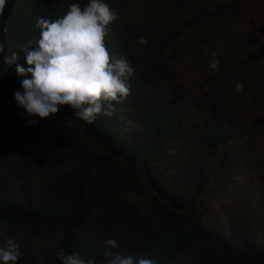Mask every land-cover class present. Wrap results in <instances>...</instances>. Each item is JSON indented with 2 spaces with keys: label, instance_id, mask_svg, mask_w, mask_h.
<instances>
[{
  "label": "trees",
  "instance_id": "16d2710c",
  "mask_svg": "<svg viewBox=\"0 0 264 264\" xmlns=\"http://www.w3.org/2000/svg\"><path fill=\"white\" fill-rule=\"evenodd\" d=\"M77 2L82 8L87 3L7 0L0 15V39L9 44L4 55L17 51L18 63L27 66L22 49L34 46L39 36L37 16L55 19ZM109 5L119 19L107 26L105 44L135 69L130 95L115 104L112 116L98 115L92 124L61 106L55 115L63 122L44 133L48 140L35 139L37 146L29 150L39 181L26 190L24 203L0 179V229L9 237L24 232L33 238L54 229L61 236L43 252L22 248L18 264H61L54 255L61 247L105 264L107 238L118 241L114 251L151 257L158 264H264V194L259 196L264 153L257 148L245 156L220 151L245 134L233 112L241 93L229 113L218 107L208 112L191 95L190 84L163 79L169 63L187 68V62L198 67L200 61L216 78L220 64L213 70L209 63L219 59L233 69H247L252 85L261 84L264 70L256 64L264 59V0ZM133 9L137 19L128 15ZM240 31L245 33L241 46L249 45L245 56L204 53L215 36L237 40ZM21 79L15 65L9 67L0 56V119L12 118L7 125L25 139L26 118L7 108L16 105L13 94ZM224 120L233 122V129L224 127Z\"/></svg>",
  "mask_w": 264,
  "mask_h": 264
},
{
  "label": "clouds",
  "instance_id": "9594fccd",
  "mask_svg": "<svg viewBox=\"0 0 264 264\" xmlns=\"http://www.w3.org/2000/svg\"><path fill=\"white\" fill-rule=\"evenodd\" d=\"M6 4L7 0H0V15ZM117 19L118 10L111 8L107 0H87L83 8L78 2L70 3L67 11L55 19L37 16L35 28L39 36L34 46L22 49L27 66L18 63L17 51L4 55L9 44L0 39L4 63L15 65L17 76L23 77L13 96L26 118V126L39 125L43 118L51 120L61 106H68L88 124L98 115H113L115 104L130 95V79L135 72L126 58L110 54L106 47L105 37L110 32L107 26ZM139 42L147 44L143 37ZM219 64V59H213L209 67L217 70ZM243 87L242 83L236 84L238 92ZM0 241V264H18L22 256L20 244L3 229ZM103 245L105 264H158L151 257L114 251L118 247L114 238L105 239ZM54 255L61 264H96L94 258L85 259L78 252L66 253L62 247Z\"/></svg>",
  "mask_w": 264,
  "mask_h": 264
},
{
  "label": "rangeland",
  "instance_id": "374dc122",
  "mask_svg": "<svg viewBox=\"0 0 264 264\" xmlns=\"http://www.w3.org/2000/svg\"><path fill=\"white\" fill-rule=\"evenodd\" d=\"M122 1L110 0L107 2L119 9ZM133 1L137 2L139 0ZM137 12L138 10L133 9L128 15L133 19H137ZM240 33H238L237 40L236 36L234 40H227L224 35L215 36L207 43L208 49H205L204 53L211 51L210 57L213 54L228 55L229 53H234L235 56L237 53H244L241 55L245 56L249 45L246 44L243 49L241 45L243 44L242 40L245 37V33L242 31ZM174 43L176 44L175 48L180 47L179 40ZM256 50L258 49L256 48ZM191 59L193 61L196 60L193 57ZM203 62H196L195 64L198 67H195L193 63L187 62V68L185 64L182 68L179 63H169L167 64L168 70L165 72L163 79L164 81H176L178 79L188 86L190 84L192 88L191 95L197 96L199 101H202L203 106L208 109L206 110L208 112H213L215 107H218L216 111L223 113L227 111L229 113L228 110L236 106L232 103V100L237 94L241 93L239 100L236 101L237 106L233 112L235 113L234 117H239L236 120L240 121L245 127V134L243 135L242 133V137L239 140L231 142L225 148L222 147L220 151L228 150L231 155L240 152L239 154L245 156V154H250L252 149L257 148V150L264 153V95L262 93V90H264V74L261 84L252 85L247 69H242L241 67L233 69L228 63L221 61L219 76L214 78L210 77L208 70H205ZM148 63L150 62L147 60L146 64ZM256 68L264 70V59L256 64ZM200 69H204V72H199ZM238 82L244 85L243 90L239 92L236 90ZM208 98L209 102L207 103ZM7 108L11 114H21L22 112L21 109L12 103ZM204 117H208V115H204ZM10 122H13L12 118L0 119V179L6 180L8 186L16 193L18 200L24 203L27 197L26 190L31 189L30 187L33 186L37 187L39 181L38 167L32 159L34 154L29 152V150L33 146H37L34 143L36 140L42 141L41 137L48 140L49 137L44 133L53 130V126L55 131L56 125L63 122V119L54 114L51 120L43 118L39 125L25 127V139H21V133H14L11 130L12 127L7 125ZM223 126L226 128L228 126L229 129H233L234 127L233 122L230 124L226 120L223 121ZM48 142L50 144L51 141ZM262 194H264V190L261 191L259 196ZM142 196L147 197V194L145 193ZM142 199V197H137L139 201H142ZM11 237L20 244L21 249L25 248L32 254L37 251H45V247L50 248L61 236L60 232L54 229L46 230L43 235L38 234L33 238L26 236L24 232H18V234Z\"/></svg>",
  "mask_w": 264,
  "mask_h": 264
}]
</instances>
